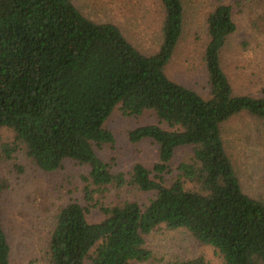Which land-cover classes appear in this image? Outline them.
<instances>
[{"label": "trees", "instance_id": "trees-1", "mask_svg": "<svg viewBox=\"0 0 264 264\" xmlns=\"http://www.w3.org/2000/svg\"><path fill=\"white\" fill-rule=\"evenodd\" d=\"M158 2L161 43L146 56L116 25L92 22L71 0H0V128L14 134L7 157L22 148L43 172L68 160L89 169L86 207L69 202L55 215L50 264L148 262L145 238L159 227L184 229L220 264H264V202L242 190L221 136L240 114L264 121V97L235 95L221 67L224 42L236 30L231 7L220 3L206 19L203 98L165 74L185 13L182 0ZM117 107L124 116L148 112L157 120L128 133L132 143L156 146L152 170L135 164L128 174L112 173L96 155L95 147L114 143L104 124ZM179 150L188 159L174 165ZM124 186L152 196L144 203L94 202L106 188ZM4 189L0 182V195ZM91 208L102 215L97 223L86 219ZM10 256L0 209V264H10Z\"/></svg>", "mask_w": 264, "mask_h": 264}, {"label": "rangeland", "instance_id": "rangeland-1", "mask_svg": "<svg viewBox=\"0 0 264 264\" xmlns=\"http://www.w3.org/2000/svg\"><path fill=\"white\" fill-rule=\"evenodd\" d=\"M83 16L95 23L116 25L139 52L153 55L161 43L162 8L158 0H71ZM184 28L176 50L165 67L166 76L203 98L209 87L203 62L208 42L206 19L218 4L231 7L236 30L220 52V63L235 95L264 97V0H182ZM148 112L124 116L117 107L104 127L114 137L112 145L95 147L98 158L112 173L128 174L133 165L152 170L157 161L156 146L149 140L129 141L133 129L156 124ZM221 136L242 190L249 197L264 202V121L240 114L223 125ZM14 134L0 128V209L5 234L11 248L10 264H50L48 243L57 211L76 202L86 207L84 178L87 166L65 161L54 172H43L25 156L22 148L11 153ZM188 159L187 151L175 153L172 164ZM152 195L124 186L106 188L94 202L105 205L136 201L144 203ZM89 223L102 219L98 209L86 216ZM151 259L134 264H175L201 258L220 264L215 251L197 243L184 229L169 231L159 227L145 238Z\"/></svg>", "mask_w": 264, "mask_h": 264}]
</instances>
